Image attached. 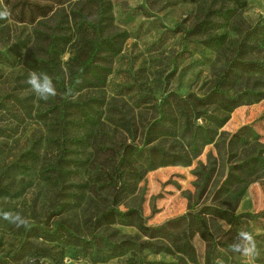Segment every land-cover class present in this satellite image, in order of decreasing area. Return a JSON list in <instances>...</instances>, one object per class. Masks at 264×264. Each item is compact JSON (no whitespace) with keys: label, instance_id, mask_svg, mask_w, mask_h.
I'll use <instances>...</instances> for the list:
<instances>
[{"label":"rangeland","instance_id":"374dc122","mask_svg":"<svg viewBox=\"0 0 264 264\" xmlns=\"http://www.w3.org/2000/svg\"><path fill=\"white\" fill-rule=\"evenodd\" d=\"M3 1V0H2ZM114 21L110 32L127 30L130 36L125 40L122 51L110 63L111 72L106 84L96 92L105 96L107 101L116 103L137 127V140L147 124L158 116L156 105L137 104L139 94L151 96L156 103L160 102L165 91H174L182 96L195 93L202 96L209 92L218 79L223 68L232 56L230 48H207L201 44L206 34L224 33L228 40L236 39L240 33L256 25L264 26V0H244L239 7L234 2L206 0L199 4L166 5L164 0H110ZM51 4V12L39 17L34 22H19L11 18L0 22V50L5 49L16 36L28 38L29 45L36 43V33L63 35L68 38L61 47L62 62L68 60L74 48H78L88 36L79 31L77 24L95 19V7L89 0H64L63 4ZM145 6L152 15L143 13L140 6ZM223 5L233 9L231 18L219 21L220 24L206 32L186 35L178 32L167 37L158 50H149L150 43L160 35L162 28L154 27L153 20H160L167 27L182 23L185 28L202 18L203 12L211 7ZM23 55L12 65L0 63V97L13 90L14 80L25 71ZM251 59L264 60V46H258L248 55ZM27 79L19 81L25 82ZM254 88L264 92V75L243 73L225 87L229 94L239 93ZM22 94H33L34 109L39 101L28 85ZM209 114L220 118L226 117L224 124L218 128L215 141L223 140L226 134L235 132L244 124L252 123L261 135L258 142H251L244 147L232 150L233 156L227 160L219 155L214 143L205 145L202 153L193 159L189 166L168 165L147 172L138 183L136 192L127 196L120 204L121 209L138 206L142 210L146 224L151 227L162 226L143 234L133 225H112L97 230L109 235L112 239L130 237L137 242H163L174 251L154 253L149 249L129 250L128 252L109 257L103 254L98 260L89 257H75L71 248L65 243L46 242L29 233V229L38 224L52 228L54 224H62L74 233L87 237L93 219L108 204L112 186L97 189L89 179L90 168L99 167L109 172L114 163L116 151L130 139L120 129L105 120L99 128L91 129V145L82 150L80 156L88 157L90 166L79 170L73 180L88 183L84 198L79 205L47 220V214L54 204L50 198V187L40 177V164L50 152L47 138L50 131L39 119H26L16 122L4 111H0V127L12 129L9 137H0L3 150L0 153V187L12 193L11 196H0V208L19 212L30 220L27 228H15L7 221L0 219V258H8L24 240L28 239L40 247H47L56 252L60 259L52 260L40 255H29L14 264H28V259L40 258L44 264H152L155 261H174L178 255L183 256L189 264H264V218L249 221L246 231L253 233L259 255L245 258L234 253L225 244H233L237 234L243 228H231L221 219L206 216L211 234L217 245H213L210 236L192 220H184L179 224L168 222L176 216L197 213L203 205L228 208L234 213H255L264 208V166L251 165L248 157L264 150V97L258 101L240 104L231 111L224 112L208 106ZM14 120V121H13ZM199 124L217 125V121L209 115L198 120ZM160 143L165 148L185 150L184 136L163 137ZM36 145L40 159L31 162V169L26 173H13L2 177L1 170L15 161L26 149ZM97 145L112 147L106 152L96 149ZM264 157V152L260 153ZM213 168V169H212ZM208 174V175H207ZM208 176V178H207ZM229 177L231 182L227 189L219 192L223 181ZM113 185L116 182L112 177ZM96 230V231H97Z\"/></svg>","mask_w":264,"mask_h":264},{"label":"trees","instance_id":"16d2710c","mask_svg":"<svg viewBox=\"0 0 264 264\" xmlns=\"http://www.w3.org/2000/svg\"><path fill=\"white\" fill-rule=\"evenodd\" d=\"M95 7V19L77 24L79 31L88 33L87 38L78 48L70 53L68 60L62 62L61 45L67 41L65 34L53 35L37 32L36 43L29 45V39L16 36L10 44L0 50V63L12 66L19 57H23L25 71L14 80L13 90L0 97V111L6 112L16 122L26 119H39L49 129L50 135L47 144L50 152L40 164V177L50 187V198L54 207L47 214V220L58 216L79 205L84 198V191L89 188L88 183L73 180L80 169L90 166L88 157L80 156L82 150L91 145L90 134L92 128H99L104 119L114 127L120 129L130 139L116 151V157L109 172L99 167L90 168L88 179L99 190L112 186L111 198L106 207L98 213L91 223L88 236L84 237L71 231L62 224H54L52 228L34 225L29 233L46 242H63L68 245L75 257H89L98 260L103 254L109 257L118 256L129 250L149 249L154 253L164 252L174 254V251L163 242H137L130 237L112 239L109 235L97 230L112 225H133L143 234L162 226L151 227L146 224L142 210L138 206L121 209L120 204L129 195L136 192L138 183L142 181L147 172L158 167L168 165L189 166L193 159L198 157L205 145L214 143L219 155L227 160L233 156L232 150L244 147L251 142H258L261 135L252 123L244 124L235 132L226 134L223 140L215 141L218 128L226 121V117L209 114L208 106L215 105V109L224 112L231 111L240 104L258 101L264 97V92L254 88L229 94L225 87L243 73L264 75V60L251 59L249 53L258 46H264V26L256 25L244 30L236 39L228 40L226 34L208 33L201 40L207 48H230L232 56L223 68L213 88L207 94L198 96L188 93L182 96L174 91H165L159 103L151 96L139 94L136 103L155 104L158 116L150 121L139 141L137 140V127L132 119L121 111L116 103L107 101L101 93L88 94L87 91H97L102 88L111 72L112 59L120 54L125 40L130 36L127 30L110 32L114 21L112 3L110 0H89ZM206 0H164L166 5L199 4ZM220 2H234L239 7L244 0H215ZM64 0H3L11 10V18L19 22H34L36 18H45L52 10L50 3L63 4ZM143 13L152 15L145 6H140ZM2 10V6H0ZM234 11L223 5L211 7L203 12L202 18L193 22L188 29L182 23L174 27H167L160 20H153L154 27L160 26L163 30L149 46V50H158L167 37L178 32L186 35H196L220 24L219 21L232 17ZM5 20H0L3 22ZM30 71L47 73L53 79L57 95L48 101H39L34 109L31 102L33 94H22L16 90L18 86L25 88L26 82L19 80L28 78ZM71 88L73 96L65 98V93ZM209 115L217 121V125L199 124L198 120ZM13 120V121H14ZM12 129L8 126L0 127V137H9ZM184 136L186 138L185 150H173L161 145L163 137ZM3 143L0 142V153ZM97 150L106 152L112 147L97 145ZM259 149L256 154L248 157L253 165L264 166V157L260 156ZM40 152L36 145L24 150L12 163L1 170V176H10L13 173H26L31 169V162L40 159ZM213 169V168H212ZM208 175V174H207ZM112 177L115 179L113 185ZM208 178V176H207ZM231 180L227 177L219 192L227 189ZM11 196L12 193L0 187V196ZM0 211H7L0 208ZM206 216L215 217L224 221L231 228L246 230L249 221L264 218V208L251 212L234 213L228 208L213 205H203L197 213H188L169 219L168 222L179 224L184 220H192L198 224L208 236L213 245L217 242L211 234ZM97 230V231H96ZM226 247L230 244L226 243ZM40 255L52 260L60 256L47 247H40L34 242L24 240L8 258H0V264H14L29 255ZM152 264H189L187 260L178 255L174 261H155Z\"/></svg>","mask_w":264,"mask_h":264},{"label":"clouds","instance_id":"9594fccd","mask_svg":"<svg viewBox=\"0 0 264 264\" xmlns=\"http://www.w3.org/2000/svg\"><path fill=\"white\" fill-rule=\"evenodd\" d=\"M0 6H2L0 20L9 21L11 19L10 8L3 5L2 0H0ZM25 82L30 86L31 91L39 100L48 101L57 95V89L53 83V79L47 73L30 71ZM70 96H73V90L71 88L65 93V98ZM0 219L7 221L17 229L21 227L27 228L30 224V220L19 212L0 211ZM230 250L234 253H239L245 258L254 259L259 255L255 236L246 230H240L238 232L236 241L230 245ZM36 260V257H31L28 259V264H36ZM40 264H44L43 258H40ZM216 264H223V261L217 260Z\"/></svg>","mask_w":264,"mask_h":264}]
</instances>
